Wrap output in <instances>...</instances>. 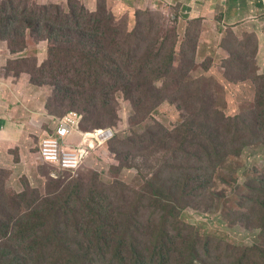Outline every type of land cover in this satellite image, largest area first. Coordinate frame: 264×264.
<instances>
[{
  "label": "rangeland",
  "instance_id": "374dc122",
  "mask_svg": "<svg viewBox=\"0 0 264 264\" xmlns=\"http://www.w3.org/2000/svg\"><path fill=\"white\" fill-rule=\"evenodd\" d=\"M4 1L6 0H0V4ZM26 1L30 10L41 13L45 11L44 6H60L67 12L72 5L79 4L88 12H95L100 7L111 15L112 21L108 29L87 50L82 51L77 59L81 60L78 64L72 62L62 48L68 47V42L38 40L27 32L26 47L19 48L17 44L10 45L4 41L0 33V78L24 76L32 86L34 101L35 96L39 98L37 91L45 93L46 97L41 99L45 101V110L50 116L58 118L67 112H77L84 115L85 119L90 117L85 111L95 113L92 120L104 124V127L96 129L107 128L111 131L107 132L109 139L104 144L92 143L87 149L94 153L92 158H99L100 161L111 165H93L90 164V158L89 162L75 173H66L42 164L38 160L37 145L40 137L49 132L52 125L50 118L43 124L34 119L22 137L26 145H15L8 151H0V214L11 212L13 202L15 205L18 203L17 196L25 189L26 183H29L30 188H36L41 187L47 178L67 181L91 171L97 174L93 178L92 187H95H91L95 190L93 195L101 196L105 212L107 209L109 214L118 216L128 211L131 201L148 206L150 200L147 197L138 200L134 191L141 192V186L145 184L141 179L142 174L148 179L162 168L160 179L165 190L164 200L167 208L176 210L177 214L171 216L165 215V211H152L149 208L144 210L142 220H138L139 256H130L126 252L125 259H121L99 243V253L93 261H89L88 255H85L86 261L72 259L69 264H264V134L245 145L237 157L224 160L219 164L217 171L207 175L214 178L210 189H205L203 180L205 188L195 192V160L192 158L178 159V168L174 169L169 166L174 163L169 159L170 155L157 165L152 158H145L148 151L141 148L132 150L124 159L127 166L119 168L117 153L127 154L128 149L122 144H117L113 137L117 135L125 138L131 135L132 129L140 133L151 123L148 120L143 126L134 125L132 104L121 92L116 93L109 110L86 109L78 102L57 100L54 97L57 85L53 78L55 75L63 92L70 97L74 92L72 79L75 76L100 80L128 76L129 68L137 66L134 61L138 55L135 48L139 42L136 34L139 14L149 11L151 21L160 29L159 42L164 35H173V38L165 42L167 46L159 62L165 74L149 78L158 87H166L174 101L171 103L165 100L159 103L150 111L149 116L166 129H171L178 122L195 123L196 113L200 110L203 112V102L209 93L213 92L209 86L211 82L202 79L207 76H212L222 86L223 99L219 100L222 113L230 117L247 114L251 111L259 92L264 91V79L259 78L253 83L244 78L238 80L231 73H225L223 68L237 70L229 65L228 55L235 52L238 40L249 36L253 42L252 25L233 26V29L222 28L220 35L216 26L218 14L213 11L202 22L200 18H192L186 13L189 9L188 0ZM21 3L22 0H12L11 4L17 9ZM48 14L58 13L49 10ZM172 41L175 42L176 48L170 44ZM48 48L58 49L54 52V60L49 64L52 70L44 66L42 72L32 76L33 69L49 58ZM169 48L172 51L175 49L177 53L175 67L189 64V61L193 60L190 79L181 80L166 64L165 58ZM253 48L254 42L248 52H253ZM11 49L14 52H11ZM110 60L120 63L122 69L112 72L111 63L102 68L104 63ZM256 61L259 66L257 74L264 75V54L256 55ZM253 65L248 66V69L253 70ZM197 93L199 97H196ZM103 115L110 121L105 122ZM82 126L84 129H91L87 121H84ZM79 130V125L71 129L64 142L65 150H77L82 146ZM186 148L194 150L195 146L187 145ZM31 149L34 150L29 153ZM182 169H193L194 182L185 188L181 185V179L186 174ZM224 178L227 183L222 182ZM99 179L104 184H101ZM177 179L181 193L175 188ZM88 193L89 190L85 197ZM148 193L149 189L147 195ZM159 224L160 231L156 230L160 227ZM80 230L70 227L68 231V237L73 241L72 247L83 251L92 247L94 249L93 243L80 240L77 233ZM158 239L162 251L154 249ZM78 240L80 241L77 242ZM23 241L18 235L16 239L5 241L0 230V258H5L3 264H35L36 261L31 260L29 254V246L33 242L20 243Z\"/></svg>",
  "mask_w": 264,
  "mask_h": 264
},
{
  "label": "trees",
  "instance_id": "16d2710c",
  "mask_svg": "<svg viewBox=\"0 0 264 264\" xmlns=\"http://www.w3.org/2000/svg\"><path fill=\"white\" fill-rule=\"evenodd\" d=\"M11 3L12 0H6L0 4V33L4 41L9 42L10 45L17 44L19 48H25V40L27 32H29L31 37L34 36L38 40H48L53 43L68 42V47L62 48L71 61L76 64L81 61L77 59L82 51L87 50L99 37L103 36L112 21L111 15L102 11L100 7L95 12H88L82 5L75 4L66 12L60 6L49 5L44 6L45 11L41 13L30 10L26 0H22L17 9ZM49 10L58 14L49 15ZM139 16L136 32L139 42L135 48L138 55L134 61L137 66L129 68L128 76L112 80L75 76L72 79L74 92L69 97L63 92L54 75V82L57 85L54 97L68 103L78 102L86 109L109 110L115 100L116 93L121 92L122 96L132 104L134 125H142L148 120L151 123L140 133H136L132 129L130 130L131 135L129 134L125 138L117 135L113 137L117 144H122L128 149L127 154L117 153L119 168L127 166V161L124 159L131 154L132 150L141 148L148 151L145 158H152L157 165L170 155L169 159L174 163L169 166L174 169L178 168L176 163L178 159L189 160L192 158L195 160V192L204 189L205 186V189H210L214 178L207 175L217 171L219 164L224 160L237 157L245 145L252 143L258 138L257 136L264 134V91L259 92L249 113L230 117L222 113L220 109L219 100L223 99L222 86L212 76L203 77L204 81L211 82L209 86L213 92L209 93L204 102L202 94L203 112L200 110L196 113L195 123L178 122L171 129L164 128L155 122L149 113L165 100L171 103L174 101L168 94L167 88L158 87L149 76L165 74L159 66V62L162 52L167 46L165 42H168L169 38H173V35H164L159 42L160 29L151 21L150 12H141ZM226 28L233 29V26L229 25ZM236 39H238L237 36ZM253 42V52H248L253 46ZM253 42L249 36L241 41L238 40L235 52L230 53L227 59L229 65L236 67L238 71L224 67L225 73H231L236 79H246L250 83L259 78L264 79V75L257 74L259 66L256 61L257 39H255V35ZM170 44L175 47L174 41ZM10 51L14 52L12 49ZM56 51L58 49L48 48L49 58L42 62L38 68L33 69L32 76L42 72L44 66L51 69L49 64L54 60ZM191 52H193V47ZM175 54H177L175 49L172 51L169 48L165 58L166 64L177 73L181 80L190 79V74L193 72V60H190L189 64L175 67ZM107 63H111L113 66L112 72L122 69V65L115 60L105 62L102 68H105ZM251 64H254L253 70L248 69ZM196 97H199L198 93ZM85 112L90 117L84 119V115H82L81 128L83 130L104 127L100 121L92 120L95 113ZM104 118H106L105 122L110 121L106 116ZM84 121H87L91 129L83 128ZM187 145L195 146L194 150H188ZM105 149L107 151V147ZM88 162L89 160L83 165ZM90 164L111 165L100 161L99 158L92 157ZM161 170L162 168H159L154 176L148 179H145V175L142 174L141 179L145 184L141 186V192L133 190L138 196V200L144 197L150 200L148 206L131 201L128 204V211L118 216L109 214L107 209L105 212L101 196L93 195L95 190L91 187L93 178L97 174L91 173V171H88V174L72 177L67 181L47 178L41 187L36 188H30L29 183H26L25 189L17 196L18 203L15 205L13 202L11 212L0 214V230L3 233V239L5 241L16 239L18 235L24 240L20 242L22 244L33 242L29 246V254L31 260L36 261L35 264H65L66 262L69 264L72 259L86 261L85 255H88L89 261H93L99 253V243H102L108 251L121 259H125L124 253L126 252L130 256H139L138 227L140 225L138 220H142L144 210L149 208L152 211H165V215L170 214L171 216L177 214L176 210L167 208V203L164 200L165 190L160 179ZM182 171L186 173L181 179V185L185 188L189 183L194 182L193 169H182ZM99 180L101 184H104L101 179ZM222 182L227 183L225 178L222 179ZM175 188L180 192L178 179L175 181ZM147 189L150 190L148 195ZM88 190V196L85 197ZM216 194L221 195V193ZM17 205L19 209H17ZM159 226L156 230L160 231L161 224ZM70 227L81 229L77 232L80 240L93 243L94 249L92 247L88 251L75 250L72 247L73 241L68 237ZM162 230L165 229L162 228ZM37 239L38 241H36ZM154 249L162 251L159 239L154 245ZM3 259L5 258H0V264H3Z\"/></svg>",
  "mask_w": 264,
  "mask_h": 264
},
{
  "label": "crops",
  "instance_id": "0c3cea01",
  "mask_svg": "<svg viewBox=\"0 0 264 264\" xmlns=\"http://www.w3.org/2000/svg\"><path fill=\"white\" fill-rule=\"evenodd\" d=\"M187 6L186 13L192 18H200L201 22L216 12L220 16L216 22L220 35L226 26L247 27L251 24L257 39L256 55L264 54V0H188ZM11 78H0V151L26 145L22 137L33 120L43 124L50 116L41 99L46 97L45 93L37 91L39 98L35 96L34 101L28 80L22 75Z\"/></svg>",
  "mask_w": 264,
  "mask_h": 264
},
{
  "label": "built area",
  "instance_id": "2783aa9c",
  "mask_svg": "<svg viewBox=\"0 0 264 264\" xmlns=\"http://www.w3.org/2000/svg\"><path fill=\"white\" fill-rule=\"evenodd\" d=\"M82 115L68 112L63 117L53 121L52 132L43 137L38 143L37 155L42 163L52 165L60 172H74L92 157L87 147L92 143L104 144L109 129H94L92 131L79 130L82 146L77 150H65V139L71 129L81 124ZM109 130V131H108Z\"/></svg>",
  "mask_w": 264,
  "mask_h": 264
},
{
  "label": "clouds",
  "instance_id": "9594fccd",
  "mask_svg": "<svg viewBox=\"0 0 264 264\" xmlns=\"http://www.w3.org/2000/svg\"><path fill=\"white\" fill-rule=\"evenodd\" d=\"M68 113V112H67ZM75 113H77V112H75ZM48 114V113H47ZM66 114V113H65ZM65 114H63V115H65ZM77 114H80V113H77ZM63 115L61 116V117H63ZM80 115H82V114H80ZM61 117H58V118H56V117H53V116H49V118H50V121H51V125H52V127H51V129H50V131L49 132H46V133H44V136L43 137H45L46 135H48V134H50L51 132H52V128H53V121L55 120V119H59V118H61ZM82 118H83V116H82ZM96 129V128H95ZM100 130H104V129H107V128H99ZM80 130H82V131H92V130H94V129H91V130H83L82 128H81V124H80ZM43 137H41L40 138V140L43 138ZM39 140V141H40ZM39 143V142H38ZM37 149H38V145H37ZM37 151V150H36ZM94 154V153H93ZM39 160V159H38ZM39 162H41V160H39ZM42 163V162H41ZM42 164H44V163H42ZM44 165H47V166H50V167H52V168H55V167H53L52 165H48V164H44ZM83 166V165H82ZM80 168V167H79ZM78 168V169H79ZM77 169V170H78ZM57 170V169H56ZM76 170V171H77ZM58 171V170H57ZM76 171H74V172H66V173H75ZM60 172V171H59Z\"/></svg>",
  "mask_w": 264,
  "mask_h": 264
}]
</instances>
